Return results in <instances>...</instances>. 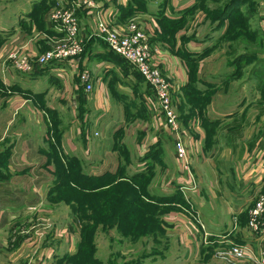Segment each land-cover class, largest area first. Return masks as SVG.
I'll use <instances>...</instances> for the list:
<instances>
[{
    "label": "rangeland",
    "instance_id": "rangeland-1",
    "mask_svg": "<svg viewBox=\"0 0 264 264\" xmlns=\"http://www.w3.org/2000/svg\"><path fill=\"white\" fill-rule=\"evenodd\" d=\"M171 2L172 0H128L127 12L130 15H138V12H141L160 17L168 13ZM1 3L0 1V5ZM188 4L190 5L186 6ZM182 5L183 9L177 12L179 17H187L186 21L178 20L182 28H185L190 21L197 25L199 16L204 17L200 22L203 30L202 54H206L207 59L201 73L188 82L190 87L175 92L174 101L178 118L182 123L181 131L185 143L188 140L186 129L190 124H198L206 133L203 144L205 154L202 155L204 159L201 158L195 169L191 161L190 147L187 146L191 179L187 178L186 174H182L185 182L182 181L177 185L175 171H169L166 167L169 165V169L171 168L170 149L161 145V141L165 144L173 138L168 126L166 125L168 135L172 138L159 139L152 145L142 144L145 134L156 136L161 132L159 126L161 124L164 126V120L161 109L154 99L153 89L130 64L138 71L135 72L141 78L140 85L145 87L147 95H151V98L147 96L146 99L142 96L138 104L140 106H136L139 112L129 107L126 112L128 119L138 114L139 118L145 121L140 122L138 128L129 126L131 136L124 137L122 126L114 132L113 147L118 150L119 163L118 157L102 152L106 144L99 135L96 136V143L101 145L98 148L100 150L92 155L93 159H88V162L82 161V167L87 175L105 174L114 181V184L116 183L118 188L111 191L113 194L102 195L101 200H97L96 196L88 195L86 202L88 206L83 208V214H86L83 217L85 222L82 225L78 219V222L76 221L78 225L76 223L73 225L75 226L73 250L68 249L69 241L66 240L63 229L64 225L70 222L67 218L68 207L59 203L61 206L54 208L53 212L56 216L52 220L44 217L35 219L32 225L36 226V231L45 233L39 244H43L47 231L51 233L56 228V233H59V237L52 240L56 245L54 258L50 250L44 251L43 246H38L37 251H43L47 255L44 264H228L218 253L228 249L232 244L244 245L246 238L244 240V236L242 237L239 231L238 240L234 239L236 234H233L227 237L228 241H226L222 236L226 233L221 229L222 222H217L211 217L207 218L206 214L202 213L197 202L200 188L198 182L200 179L201 184H212L225 194L233 185L234 178L236 180V168L242 161L241 145L251 137L264 132V0H190L189 2L183 0ZM171 11L173 10L169 13ZM105 46L108 48L106 42ZM192 55L189 53L190 57ZM118 58L128 65L121 56ZM7 62H10L8 68L12 69L9 71L10 74L14 75L16 71L19 73L11 60ZM9 94L8 87L0 83V149L9 147L13 143L14 135L26 134L33 137L36 147L42 146L44 153L49 151V145L44 146V143L42 145V140L35 137L34 131L38 129V124L32 118L34 112L27 106L29 104L18 108L15 102L8 103ZM197 101L205 103H197ZM149 108L160 123L157 122L158 125L154 123L150 130H146L145 125L150 120ZM22 115L27 117V121ZM73 116L72 110L66 108L63 118L49 115L50 122L56 121L57 117L60 123L49 124L52 128L47 126L51 130L54 128L52 134L55 135V127L72 124ZM114 128L115 126H111V130ZM41 129L45 130L44 124ZM130 129H132L131 133ZM53 137L55 140L56 137ZM222 142L228 143L224 150H220ZM35 156L38 158L30 166L33 170L29 174L16 178L14 182L16 184L13 183L11 190L2 187V191H6L7 196L15 197L9 193H16L14 189L16 185L22 186L17 193L21 196H16L23 199L27 206L21 208L25 215H28L27 208L36 206V202L39 203L38 209L47 207L39 196L46 194L52 178L49 171L36 169L41 165L43 157L41 154ZM105 163L115 169L104 168ZM92 165L97 166L96 169L92 168ZM180 171L182 172V169ZM109 172L116 177L110 176ZM223 200L212 198L210 208L208 205L205 207L206 211L218 212L217 207L223 209L226 204ZM11 201V198H0V205L3 203L6 209H15L16 207L10 204ZM157 201L169 204H163L161 207ZM91 203L97 208H90ZM102 203H105V206H102ZM167 211H180L188 217L190 228L197 231L199 237L203 233L202 242L197 237L190 242L184 235L168 230ZM155 215H161L162 219L154 217ZM220 218L231 219L228 213ZM248 219L249 217L245 218L241 215L236 217V222L243 233L248 229ZM204 237L208 242H205ZM22 249L20 247L17 250H8L7 257L10 263L17 261L24 254L28 255V251L22 253Z\"/></svg>",
    "mask_w": 264,
    "mask_h": 264
},
{
    "label": "crops",
    "instance_id": "crops-1",
    "mask_svg": "<svg viewBox=\"0 0 264 264\" xmlns=\"http://www.w3.org/2000/svg\"><path fill=\"white\" fill-rule=\"evenodd\" d=\"M0 1L2 2L0 5V83L6 88L8 87L10 93L8 103L15 102L18 108L29 104L27 106L34 112L32 118L38 124V129L35 130L36 133L34 131L35 137H39L44 146L49 144L50 135H47L46 130L47 123L50 122L49 115H57L63 118L66 108H70L74 114L72 124H64L62 127H58L62 129L65 153L76 155L86 162L92 158L94 153L100 150L98 148L101 145L96 143V136L99 135L103 137L105 144L108 145H104L105 149L102 152L118 157L117 161L119 163L118 150L113 147L114 132L122 126L124 137H128L130 135L129 126L140 127L145 119H140L138 114H134L132 119H128L126 111L129 107L139 112V108H136V106H140L138 104L142 96L146 99L151 96H148L145 87L140 85L142 81H139L141 78L136 73L138 71L129 63H127L128 65L124 64L118 58V55L105 46V42L98 32L97 19L79 8L77 12L80 18V38L83 37V41L87 46V49L79 58L70 62H54L50 66H43L32 72L19 71V74L16 71L14 75L10 74L9 71H12V69L8 68L10 62H7L9 61L7 58L11 50L16 49L21 54L40 55L62 39L64 33L61 32L58 26L56 27L49 13L51 9L57 6H71L73 0ZM97 2L98 11L103 14L104 19L108 22L122 23L132 17H139L144 20L153 47L156 50L158 64L170 81L174 98L176 96L175 92L186 89L188 82L193 79L192 77L200 74L202 68L205 67L207 56L202 54L204 50L202 44L203 30L202 25L200 26V22L204 20V17L199 16L200 19L197 25L190 21L185 28H182L178 20L183 19L186 21L187 17L181 18L177 15V12L183 9V0H172L170 10L173 11L169 13L170 10H167L168 13L160 17L141 12H138V15H130L127 12L128 0H98ZM189 53L193 54L192 57L189 56ZM86 69L90 70L92 74L91 84L93 88L90 92L86 91L85 84L80 80V73ZM13 98L14 100H12ZM212 105L214 104L212 103ZM22 116L27 121V117ZM148 118L150 120L145 125L146 130H150L154 123L155 125H158L157 122L160 123V120H156L154 117L151 109L148 112ZM42 124L45 125V130L41 129ZM161 125L159 126L161 132L156 136L145 134L142 144L152 145L153 142H157L159 139L164 140L165 137L169 139L168 137L171 136L165 132V126ZM111 126H115V128L111 130ZM131 131L132 129H130V133ZM186 131L188 138L186 144L190 147L191 161L194 163V168L197 169V164L201 162V158L204 159L202 155L205 154L203 144L206 133L198 124H190L187 126ZM14 136L13 143L10 144L12 147L9 163L10 175L0 177V198H11L10 204L16 208L6 209L4 208L5 204L0 205V264H44L47 255L43 251L38 252V246H43L44 251L50 250L53 255L56 245L52 240L53 238L57 239L59 233H56V228L51 233L47 231L46 241L44 239L43 244H39V240L45 233H38L35 229L36 226L32 223L36 218L41 217L52 220L56 216L53 212L54 208L61 205L68 207L67 218L70 219V222L64 225L63 229L64 236L69 241L68 249L73 250V239L75 237L73 235L75 226L73 225L76 221L78 222V218L73 214L69 205L63 203L59 205L49 201V188L44 196H39L47 207L38 209L37 205L39 203L36 202V206L27 208L28 215L21 211V208L27 207L24 200L17 197L21 196L17 194L22 189L21 185L14 187L16 193H9L15 197L7 196L6 191H2V187L11 190L16 178L29 174L33 170V167L30 166L36 162L38 157L35 155L37 154H41L43 160L36 169L49 171L48 173L52 177L51 182L53 180L51 170L45 167L47 157L42 146L36 147L33 137L26 134ZM19 141L20 145H18ZM161 142V145L167 149L169 148L171 152V168L169 169L168 165L166 166L167 169L175 171L177 185L182 181L185 182V178L182 177L184 173L180 171L181 164L176 158L173 138L165 144L163 141ZM227 144V142H222L220 150H224ZM240 154L242 161L238 163L235 174L236 180L234 178L230 189L223 194L220 189H216L212 184H201L199 179L200 188L197 202L207 218L211 217L217 222H222L221 229L226 231L222 235L223 239L236 234L234 239L238 240L237 237L240 232L242 237L244 236V240L246 238L244 244H250L257 250L260 244L259 239H252L248 234V230L244 233L241 232L236 217L245 216L259 193L264 189V132L245 141L241 145ZM91 162L93 163V161ZM86 166L88 167V165ZM50 167H53V165ZM96 167L92 165V168L96 169ZM104 168L108 170L115 169L106 163ZM228 182H230L229 179ZM212 198L224 199L223 201L226 204L222 207L223 209L217 207L218 212L206 211L205 207L208 205L210 208ZM226 213L231 219L222 220L220 217H224ZM187 218L180 211L168 212L166 215L167 229L184 235L190 242L195 237L200 238L202 242L203 233L199 237V233L192 227L190 228ZM76 225L78 224L76 223ZM54 226L55 223L53 222ZM204 239L206 242V237ZM20 247L23 248L22 253L28 251V255L25 256L24 254L17 261L10 263L7 257L8 250H17Z\"/></svg>",
    "mask_w": 264,
    "mask_h": 264
},
{
    "label": "built area",
    "instance_id": "built-area-1",
    "mask_svg": "<svg viewBox=\"0 0 264 264\" xmlns=\"http://www.w3.org/2000/svg\"><path fill=\"white\" fill-rule=\"evenodd\" d=\"M98 0H73L71 6H57L51 9V20L64 33V36L52 48L40 55L21 54L13 49L8 53L9 60L18 71L32 72L54 62L72 61L85 51V42L80 38V18L77 9L81 8L97 19L100 37L108 48L133 65L145 78L155 93V101L161 109L164 126L173 135L176 158L187 178L191 179L190 158L188 148L181 131V121L175 108L174 96L168 77L158 64L156 50L150 34L142 18L132 17L122 23H112L104 19L98 11ZM86 91L93 88L91 71L86 69L80 73ZM165 131L169 133L166 128ZM98 133L96 132V135ZM248 234L252 239H259L255 250L250 244H232L228 249L219 252L228 264H264V191L258 195L248 211Z\"/></svg>",
    "mask_w": 264,
    "mask_h": 264
},
{
    "label": "trees",
    "instance_id": "trees-1",
    "mask_svg": "<svg viewBox=\"0 0 264 264\" xmlns=\"http://www.w3.org/2000/svg\"><path fill=\"white\" fill-rule=\"evenodd\" d=\"M121 59L123 58L121 57ZM138 73L141 75V77H143L140 72ZM186 87H190L189 84ZM197 103L205 102L197 101ZM55 120L56 121L48 122L47 125H49L50 123L55 124L59 121L57 117ZM49 126H47V135H50L48 144L50 149L49 151H45V155L47 157L45 167L51 170L50 172L53 175V180L49 186L48 199L54 204L63 203L69 205L72 209L73 214L77 216V218L80 220V222H82L83 225L85 222V219L83 217L86 216V214H83V208L88 206L86 203L88 195H92L94 197L96 196L97 200H101L100 197L102 195L107 193L113 194L111 193V191H115V188L118 187L116 186V183L114 184V181L108 178L105 174L101 176L87 175L82 167V160L80 159V157L76 155H68L65 153L63 146V136L61 133L62 129L55 127L54 135L52 134L54 128L51 130L52 127L50 126L51 128H49ZM53 136L56 137L55 140ZM11 149V145L9 147L6 146V148H4L3 150L0 149V177L10 175L9 163ZM52 165L53 167H50ZM2 171H4V173H2ZM109 174L114 178L116 177V175H113V173L109 172ZM118 185L120 186V184ZM133 191L136 192L134 188ZM157 203L160 204L161 207L163 206V204H169L168 202L162 201H157ZM101 205L105 206V203H102ZM95 207L97 208L94 203H91L90 208ZM246 215H248V213H246ZM246 215L245 217H248ZM160 216L161 215H155L154 217H159L162 219V217Z\"/></svg>",
    "mask_w": 264,
    "mask_h": 264
}]
</instances>
